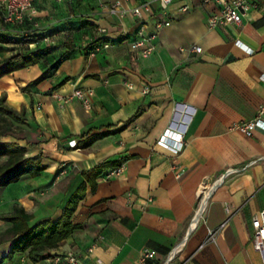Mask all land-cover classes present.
Segmentation results:
<instances>
[{"label": "crops", "instance_id": "crops-1", "mask_svg": "<svg viewBox=\"0 0 264 264\" xmlns=\"http://www.w3.org/2000/svg\"><path fill=\"white\" fill-rule=\"evenodd\" d=\"M41 1L48 0L35 1V21L41 12L56 20L42 18L30 34L48 37L29 44L21 26L6 25L0 11V35L13 39L0 43L2 62L50 50L36 65L0 78V99L29 121L16 123L0 143L25 146L28 157L42 156L46 166L1 190L0 237L11 227L1 217L16 206L34 216L32 224L56 221L85 181L83 172L129 157L119 175L108 177L110 169L95 192L89 187L73 216L82 228L54 255L74 251L80 264H263L252 221L264 210V131L249 137L231 126L254 120L264 105V0H249L257 8L241 25L216 29L208 18L220 10L217 2L174 0L164 10L160 0H121L126 8L152 2V14L140 20L131 12L112 14L118 0L52 2L50 11ZM168 18L172 24L159 31L152 56L131 49L140 29L154 31ZM101 41L109 47L96 52ZM59 61L54 76L34 84ZM77 90L94 91L91 109L64 101ZM168 129L184 134L179 154L158 144ZM146 250L155 256L144 262ZM11 251L12 242L0 244V264H36L29 253Z\"/></svg>", "mask_w": 264, "mask_h": 264}, {"label": "trees", "instance_id": "trees-1", "mask_svg": "<svg viewBox=\"0 0 264 264\" xmlns=\"http://www.w3.org/2000/svg\"><path fill=\"white\" fill-rule=\"evenodd\" d=\"M24 32L23 42L32 43L40 39H46V34H33L34 23L27 21L21 25ZM12 41L9 35H0V43ZM102 42V41H101ZM107 41L102 43L106 44ZM101 46V45H100ZM49 49H38L36 51L19 52L2 62L0 59V78L16 71L36 65L45 59ZM61 65V61L54 64L38 80L35 85L54 76ZM141 115L138 112L129 122H133ZM16 123L28 125L29 121L25 111H18L6 103V98L0 99V137H6L16 129ZM79 144V143H78ZM28 149L18 143H0V158L7 156V161L0 165V192L13 183L19 182L24 176H39L46 166L42 163V156L28 157ZM129 157L101 163L92 170L82 173L84 182L71 195L63 207V214L60 219L54 221L46 219L32 224L34 216L22 206H16L14 212L3 215L1 220L11 224V227L0 237V244L12 242L11 255L16 253H29L31 260L38 264L50 259L55 255L52 253L60 247L61 243L69 238L76 230L82 228L81 224H75L73 216L78 210L81 202L85 200L89 187L96 191L98 179L110 169L121 168Z\"/></svg>", "mask_w": 264, "mask_h": 264}, {"label": "built area", "instance_id": "built-area-1", "mask_svg": "<svg viewBox=\"0 0 264 264\" xmlns=\"http://www.w3.org/2000/svg\"><path fill=\"white\" fill-rule=\"evenodd\" d=\"M36 0H0V11L2 19L6 25H24L27 21L39 26V22H36V18L39 15V9L35 5ZM55 3L75 2L79 0H48ZM174 0H160L162 9L167 10ZM217 2L221 5L219 11L211 14L208 18V27L210 29H216L225 25H241L245 17L250 13L253 8H257V5L249 0H204L205 4ZM188 10V7L179 9V12ZM128 12H131L134 17L140 20H145L148 15L153 12L152 2H144L140 5L132 8L123 7V2L118 0L111 8V13L124 16ZM172 24V18H168L162 21H158L156 24V30L148 32L144 29L138 31L137 38L131 43V49L134 52H138L145 58L152 56L156 50V40L158 38L159 31ZM102 32H106L105 29ZM238 45H242L240 41ZM109 44H103L96 49V52H100L105 48H108ZM202 47L194 45L192 51L201 53ZM151 91L149 86L143 88V94H148ZM93 90H77L72 95L64 99L65 102L80 100L87 109L92 108L93 104ZM232 130H238L252 137L256 130L264 131V105L260 108L258 116L251 121L234 123L231 126ZM158 144L166 149L171 150L175 154H179L185 147L184 134L182 132L168 129L158 140ZM78 145L76 140L70 141V147L75 148ZM121 169H114L108 175L113 177L121 173ZM184 171L178 172V176H181ZM151 202L152 199H149ZM225 225H223L224 227ZM254 229V248L261 255L262 262L264 264V210L257 214L252 221ZM209 240H216V231L210 230ZM93 250V249H91ZM154 253L150 250H146L143 261L154 258ZM81 257L74 251H68L65 253L57 254L51 258V264H80Z\"/></svg>", "mask_w": 264, "mask_h": 264}, {"label": "rangeland", "instance_id": "rangeland-1", "mask_svg": "<svg viewBox=\"0 0 264 264\" xmlns=\"http://www.w3.org/2000/svg\"><path fill=\"white\" fill-rule=\"evenodd\" d=\"M41 2H43V3H45V5L47 6L46 7V9L48 10V11H50V10H54L55 9V3H52V2H48V1H41ZM47 14H46V12H41V14H40V17L37 19V21L39 22V26H36L35 24H34V31H33V33L34 32H37V31H39V27H41L42 26V24H41V19L43 18L44 20H46V22H48V21H55L56 19H49L50 18V16H46ZM46 22H45V24H46ZM41 25V26H40ZM40 35V34H39ZM15 134L17 135V136H21V131H15Z\"/></svg>", "mask_w": 264, "mask_h": 264}, {"label": "water", "instance_id": "water-1", "mask_svg": "<svg viewBox=\"0 0 264 264\" xmlns=\"http://www.w3.org/2000/svg\"><path fill=\"white\" fill-rule=\"evenodd\" d=\"M222 182H223V179L217 183V185L215 186V188H217ZM206 203H207V201H205V203H204V205H203V207H202L200 213H199L198 216L196 217V219H195V224L198 223V221H199V219H200V217H201V215H202V213H203V211H204V208H205Z\"/></svg>", "mask_w": 264, "mask_h": 264}]
</instances>
